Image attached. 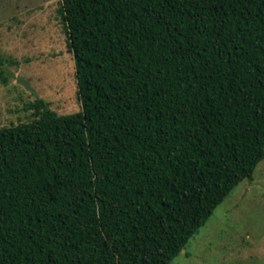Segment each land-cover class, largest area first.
<instances>
[{
  "label": "trees",
  "instance_id": "trees-1",
  "mask_svg": "<svg viewBox=\"0 0 264 264\" xmlns=\"http://www.w3.org/2000/svg\"><path fill=\"white\" fill-rule=\"evenodd\" d=\"M57 16L81 111L0 128V264H170L264 159V0Z\"/></svg>",
  "mask_w": 264,
  "mask_h": 264
},
{
  "label": "rangeland",
  "instance_id": "rangeland-1",
  "mask_svg": "<svg viewBox=\"0 0 264 264\" xmlns=\"http://www.w3.org/2000/svg\"><path fill=\"white\" fill-rule=\"evenodd\" d=\"M60 4L0 0V57L18 63L0 65V128L31 120L27 105L35 100L58 115L81 111ZM183 250L170 264H264V159Z\"/></svg>",
  "mask_w": 264,
  "mask_h": 264
},
{
  "label": "crops",
  "instance_id": "crops-1",
  "mask_svg": "<svg viewBox=\"0 0 264 264\" xmlns=\"http://www.w3.org/2000/svg\"><path fill=\"white\" fill-rule=\"evenodd\" d=\"M243 189H244V190H246V186H245V187H243Z\"/></svg>",
  "mask_w": 264,
  "mask_h": 264
},
{
  "label": "water",
  "instance_id": "water-1",
  "mask_svg": "<svg viewBox=\"0 0 264 264\" xmlns=\"http://www.w3.org/2000/svg\"><path fill=\"white\" fill-rule=\"evenodd\" d=\"M182 253H184V250H182Z\"/></svg>",
  "mask_w": 264,
  "mask_h": 264
}]
</instances>
